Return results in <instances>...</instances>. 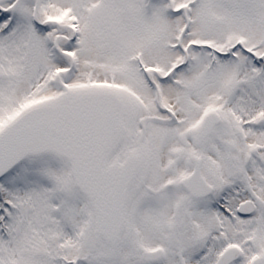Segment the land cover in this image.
<instances>
[{
    "label": "snow or ice",
    "instance_id": "obj_1",
    "mask_svg": "<svg viewBox=\"0 0 264 264\" xmlns=\"http://www.w3.org/2000/svg\"><path fill=\"white\" fill-rule=\"evenodd\" d=\"M0 264H264V0H0Z\"/></svg>",
    "mask_w": 264,
    "mask_h": 264
}]
</instances>
